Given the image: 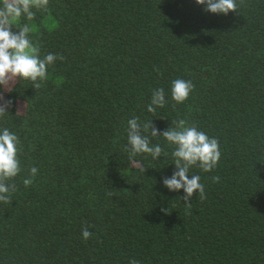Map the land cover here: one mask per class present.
<instances>
[{"label": "trees", "instance_id": "trees-1", "mask_svg": "<svg viewBox=\"0 0 264 264\" xmlns=\"http://www.w3.org/2000/svg\"><path fill=\"white\" fill-rule=\"evenodd\" d=\"M236 3L223 15L195 0H49L20 18L41 58L64 59L41 89L19 79L4 94L0 129L19 139L21 172L0 202V264H264V0ZM176 79L194 85L179 104ZM157 88L166 104L153 114ZM133 117L160 133L186 119L219 141L212 171L189 169L205 200L194 193L186 209L183 189L164 187L176 169L162 136L145 133L167 155L138 154L146 170L131 168Z\"/></svg>", "mask_w": 264, "mask_h": 264}, {"label": "clouds", "instance_id": "clouds-1", "mask_svg": "<svg viewBox=\"0 0 264 264\" xmlns=\"http://www.w3.org/2000/svg\"><path fill=\"white\" fill-rule=\"evenodd\" d=\"M197 5H204V11L227 15L236 12V0H195ZM49 0H0V117L9 114L12 101L5 99V93L13 92V87L19 79L32 82L33 89H41L42 82L47 79L48 66L57 59L61 61L63 56L48 53L41 58L40 45L33 42L30 33L34 27L28 23L18 24L23 16L28 21H33L38 11L48 10ZM15 25V26H14ZM18 31H13V28ZM158 71V69H157ZM194 85L191 81L176 79L172 81L171 97L177 103L184 102ZM166 104L163 88H157L152 92L151 101L147 105V111L155 114L157 108H163ZM18 112V111H17ZM16 112V113H17ZM162 119V118H160ZM163 137L170 145L174 146L171 153L174 158L175 171L171 177L164 178L162 183L169 191L183 189L184 195L179 197L186 209H191V200L194 193L199 194L201 201L206 199L204 185L200 183L199 175H189L192 166H198L204 172L212 171L220 159L219 141L210 138L206 133L198 131L194 124H189L186 119H178L162 133L151 123V120L143 123L138 117L127 121V146L128 162L131 168L144 173L146 168L136 160L138 154H150L153 160H157L167 153L159 145H151L149 136ZM19 139L16 134L7 128L0 129V202L11 204V193L16 191V185L7 181L16 177L20 172ZM38 169L31 167L29 176L23 179L25 187L32 183ZM191 177V178H189ZM213 183H218L219 176H213ZM166 214L165 209H162ZM82 237L87 240L93 233L88 226L81 229ZM129 264H140L131 259Z\"/></svg>", "mask_w": 264, "mask_h": 264}]
</instances>
